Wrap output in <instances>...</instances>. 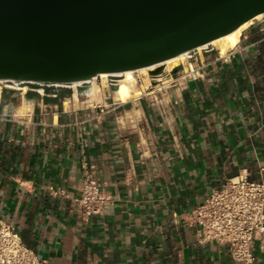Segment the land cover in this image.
Wrapping results in <instances>:
<instances>
[{"label":"crops","instance_id":"0c3cea01","mask_svg":"<svg viewBox=\"0 0 264 264\" xmlns=\"http://www.w3.org/2000/svg\"><path fill=\"white\" fill-rule=\"evenodd\" d=\"M238 42L225 56L195 52L125 104L5 90L0 219L44 264H238L191 219L229 179L264 181V14ZM191 67L203 78L183 79ZM23 98L32 108L17 115ZM86 176L111 199L87 220L75 201ZM254 257L264 264V241Z\"/></svg>","mask_w":264,"mask_h":264},{"label":"water","instance_id":"95a60500","mask_svg":"<svg viewBox=\"0 0 264 264\" xmlns=\"http://www.w3.org/2000/svg\"><path fill=\"white\" fill-rule=\"evenodd\" d=\"M263 14L264 0H0V81L85 93L99 74L192 53Z\"/></svg>","mask_w":264,"mask_h":264},{"label":"built area","instance_id":"2783aa9c","mask_svg":"<svg viewBox=\"0 0 264 264\" xmlns=\"http://www.w3.org/2000/svg\"><path fill=\"white\" fill-rule=\"evenodd\" d=\"M195 52L188 59H193ZM203 76L202 67H191L182 78L198 80ZM113 87L110 84L111 92ZM3 90L0 86V96ZM58 193L64 191L55 192ZM110 200L92 176L84 178L81 193L75 199L85 220L100 214ZM191 219L202 242L213 240L226 245L236 263L253 264L254 243L264 241V181L252 182L243 176L229 179L194 208ZM0 264H44L24 245L16 230L1 219Z\"/></svg>","mask_w":264,"mask_h":264},{"label":"bare ground","instance_id":"6f19581e","mask_svg":"<svg viewBox=\"0 0 264 264\" xmlns=\"http://www.w3.org/2000/svg\"><path fill=\"white\" fill-rule=\"evenodd\" d=\"M262 15H258L256 18H260ZM252 20L244 23L241 25L238 29L234 30L233 32H230L224 36H221L212 42H210L208 45H204L202 47H199L196 49L197 52H201L203 49L213 47V49H216L218 54L220 56H225L228 50H231L234 48L237 43H239V37L241 35V32L243 29H245ZM190 57V52L181 54L177 57L171 58L169 60H166L165 62L147 67L142 68L137 71H126L123 73H118L115 75H109V74H99L97 77L93 78L89 82V87L87 88V94H88V100L86 101L88 104H94L99 103L101 98V92L103 91H109V78L114 77L117 78L114 80L113 88H112V98L116 102L120 103H126L130 100L136 99L139 96H142V94L145 92L146 85L139 87L135 84L136 79L133 77L135 75V72L145 75L148 77L149 83L156 84L158 87L163 85H167L171 80V74L170 72L178 65H183V68L186 69V61L187 58ZM188 63V62H187ZM156 68H160V72L157 74H151L150 72L155 70ZM182 68V69H183ZM101 79V86H99L96 82V79ZM173 82V81H172ZM0 83H3L0 81ZM4 88H11L15 90H21L22 93H25L28 89L27 86H18L16 84H9V83H3ZM72 87V97L74 99L75 104H78V90L77 85H70ZM39 93H43L42 89H36ZM85 91V92H86ZM31 102V101H30ZM28 102L25 98L22 100V104L16 109L17 115H24L27 112H29L32 108L31 103ZM68 102V100H67ZM70 102V100H69ZM131 102V101H130ZM68 105H66L67 107ZM140 110V109H139ZM139 110L137 112H139ZM136 113V111H135ZM139 115V113H138Z\"/></svg>","mask_w":264,"mask_h":264},{"label":"rangeland","instance_id":"374dc122","mask_svg":"<svg viewBox=\"0 0 264 264\" xmlns=\"http://www.w3.org/2000/svg\"><path fill=\"white\" fill-rule=\"evenodd\" d=\"M207 50H209V49H207ZM207 50H202L201 52H197L196 51V56H198L200 53H203V52H205V51H207ZM194 57H195V55L193 56V59H194ZM193 59H188L187 58V61H186V64H187V62H189L190 63V61L191 60H193ZM183 68V65H178V66H176L173 70H179V69H182ZM133 77L136 79V82H135V84L137 85V86H139V87H142V86H144V85H146V86H149V85H153V86H156V87H158L156 84H152V83H149V80H148V77L147 76H145V75H142V74H139V73H137V72H135V75H133ZM117 78H114V77H110L109 78V87H110V84H113L115 81L114 80H116ZM96 82H97V84L99 85V86H101V79L100 78H97L96 79ZM3 83H5V82H3ZM3 83H0V86H3L4 84ZM5 90H10V91H12V92H14V93H16V94H18L19 92H21V90H15V89H11V88H4V90H3V92L5 91ZM28 90H32V91H34L33 89H30V88H28ZM27 90V91H28ZM71 90H72V87H68V88H61V89H59L58 90V92H61V93H65V94H68V93H71ZM79 93V92H78ZM80 94V93H79ZM81 95V97H83L84 95H85V97H87L88 96V94H87V91L85 92V93H81L80 94ZM104 95H110V97L112 98V94H111V90H109V91H102L101 92V98L103 99L104 98ZM102 99L99 101V103L102 101ZM86 100H88V98H86ZM98 103V102H97Z\"/></svg>","mask_w":264,"mask_h":264}]
</instances>
